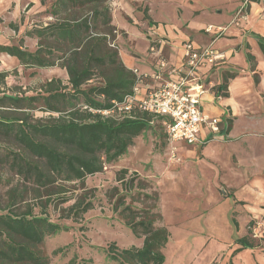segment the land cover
Returning a JSON list of instances; mask_svg holds the SVG:
<instances>
[{"label": "trees", "instance_id": "16d2710c", "mask_svg": "<svg viewBox=\"0 0 264 264\" xmlns=\"http://www.w3.org/2000/svg\"><path fill=\"white\" fill-rule=\"evenodd\" d=\"M39 1L44 4L46 0ZM108 2L54 0L48 11L54 21L27 32L37 40L33 52L22 48L21 41L18 45H0V54L15 58L23 68L59 67L68 78L66 85L57 78L45 82L42 95L0 92V132L10 135L24 154L9 151L14 154L11 170L31 184L11 188L7 205L0 207V264H50L43 250L45 238L69 227L53 222L48 208L57 211L61 219L80 220L94 208V195H88L86 178L102 173L105 165L127 154L142 132L163 121L137 108L128 113L115 109L108 115L83 109L112 110L113 103H122L137 84V75L125 67L111 45L116 29L111 24ZM144 19L153 25L147 10ZM9 27L15 31L14 24ZM257 43L264 57V37H257ZM246 60L250 71H255L254 57L246 53ZM256 75L253 73V79L258 83ZM7 76L8 72H0V85L4 86ZM234 77L225 74L214 95L227 98V84ZM93 81L95 84H91ZM38 101L45 112L59 116L47 123H29L27 110L34 109L32 105ZM3 109L24 116H9L1 112ZM227 123L229 131L232 120L227 119ZM115 182L105 191V201L133 237L142 241L139 248H120L110 242L103 249L105 258L116 264H163L162 250L170 233L157 208L158 191L147 178L125 168L117 171ZM75 188L81 193L74 195ZM251 224L249 237L235 240L239 248L232 252L229 264L236 253L257 246L250 238ZM65 264L78 263L72 258Z\"/></svg>", "mask_w": 264, "mask_h": 264}, {"label": "rangeland", "instance_id": "374dc122", "mask_svg": "<svg viewBox=\"0 0 264 264\" xmlns=\"http://www.w3.org/2000/svg\"><path fill=\"white\" fill-rule=\"evenodd\" d=\"M53 1L46 0L44 4H41L39 0H0V43L4 40L1 36H5L9 39L7 45H18L21 41L22 48L33 52L37 40L27 35V32L54 21L48 13ZM194 1L191 9L203 8L204 10L192 18L191 23L213 28L225 25L230 16L227 13V8L230 6L222 8V13L217 14V9L213 7L220 0ZM178 2L180 3L181 0H109L111 24L116 29L111 45H114L119 56L120 52L134 56V51L141 56L143 48L141 44L136 41L133 47L127 41V34L123 31L127 27L134 31V27L138 30L146 25L154 28L153 25L157 23L171 25L177 24L179 19H191V10L186 4L181 5L183 14L179 17L181 12L175 9ZM145 10L153 25H149L148 20L144 19ZM10 23L15 25V31L9 27ZM220 37L214 35V38ZM0 72H8L4 86L0 85V92L4 90L7 94L25 96L42 95V86L48 80L57 78L66 85L68 79L65 70L59 67L23 68L18 61L4 54H0ZM246 82L251 84L245 98L240 100L246 104V113L240 118L245 122L254 121L244 124L241 119L238 125L254 130L263 128L259 133H256L258 131L249 133L257 134L264 139V120H262L264 119V106L259 98L263 96L258 92L255 86L257 83L254 84L252 78ZM32 106L34 109L27 110L26 113L29 114V123L39 121L47 123L50 119L59 116V113L45 112L41 101ZM1 112L9 116H24L22 113L9 109H3ZM235 131L240 130L237 127ZM245 134L246 132H240L237 140ZM242 142L247 147L248 143L244 140ZM172 147L174 145L169 144L161 126L155 122L151 128L146 129L134 139L126 155L112 164L105 165L102 173L86 178L85 185L90 192L88 195H94V208L85 213L80 220L73 222L61 219L59 213L49 207L50 219L69 227L68 231L45 238L43 250L50 264H65L72 258H75L78 264H116L105 258L103 249L108 243L115 242L120 248L141 247V239L136 240L131 235L122 221L112 213L110 204L104 198L105 191L116 185L115 175L122 168L128 169L129 172H137L141 177L147 178L159 193L160 200L157 208L162 216L163 225L170 233L168 243L162 250L163 264H223L224 259L222 258H224L225 251L222 249L229 243L230 234L234 237L235 232L231 227L232 233H230L225 224V207L215 203L227 205V201L230 202L232 207L227 214V219H237L239 212L243 210L247 212L248 209L244 206L246 203L235 201V199L234 201L228 200L227 197L233 195L234 190L210 179L213 170L204 160L201 147L196 148L193 154L190 153L192 147L175 146V158L173 159L170 157ZM9 151L23 154L20 146L10 135L0 132V207L7 205L8 192L11 188L21 189L22 186H31L29 182H25L21 176L11 170L10 163L14 154ZM71 186L74 188V185ZM72 191L75 195L80 194L82 190L75 188ZM26 199L27 202L31 200L28 197ZM71 203L72 201L68 204ZM254 229L259 237H253ZM251 232L250 238L254 243H264L261 237L264 235V221L260 219L252 221ZM59 248H62L61 252L53 255L52 252ZM232 252L233 250L225 254L227 260L230 259ZM249 261V258L244 259L246 264Z\"/></svg>", "mask_w": 264, "mask_h": 264}, {"label": "crops", "instance_id": "0c3cea01", "mask_svg": "<svg viewBox=\"0 0 264 264\" xmlns=\"http://www.w3.org/2000/svg\"><path fill=\"white\" fill-rule=\"evenodd\" d=\"M244 2L245 0H220L218 4L214 5L213 8L217 9V14L222 13V8L230 6L227 8V13L230 16L225 25L214 27L226 30L220 38H214V36L204 33L206 25L191 23L192 18H195L204 9H191L194 6V0H181L175 5V9L181 12L179 17H182L183 14L181 5L186 4L191 10V19H179L177 24L171 25L157 23V25H153L154 28L146 25L138 30L134 27V31L127 27L123 30L127 34V41L133 47L136 41L141 44L143 47L141 56L136 51H134V56L130 53L120 52V58L125 67L136 71L139 76H143L142 81L137 84L140 97L146 96L148 91L159 87L166 81L175 80V77L169 75L168 72L171 67L181 64L185 43L190 42L196 48L210 45L219 55L213 66H206L199 70L205 89L199 108L204 115L219 120V132L212 134L208 128L202 127L195 144L187 145L177 142L173 145L179 148L192 147L190 153L193 154L196 148L201 147L204 160L213 170L210 179L212 178V181L234 190L233 195L227 197L228 200L234 201L235 199V201L246 203L244 206L248 209L247 212L244 210L243 213L239 212L237 219H227V214L232 207L230 202L227 201V205L215 203L225 207V224L230 233H232L231 227L235 232L234 237L230 234L229 243L222 249L225 251L224 258H222V260L224 259L223 264H229L230 261V259H226L225 254L239 248L235 240L245 236L249 237L248 223L257 221V219L264 221V139L257 134L249 133L251 131L259 133L263 128L254 130L238 125L242 119L240 116L246 113V104L240 101L245 98L250 88L251 83H247L246 80L250 81L252 78V82L256 84L252 76L253 73L259 75L258 83L255 86L263 96H259V98L264 106V57L257 43V37H264V0L249 1L243 14L245 16L235 18ZM1 38L4 40L0 45L9 43V39H6L5 36H1ZM246 53L254 57L255 71H250ZM6 56L17 61L13 57ZM162 60L166 62L167 66L159 70ZM214 66L216 68L213 69ZM227 73L235 74V77L229 79L227 84L229 96L227 98L217 97L214 95V88L222 83L223 76ZM155 74L158 76L153 78L152 76ZM256 106L258 107V103ZM234 118L235 120H233ZM227 119L233 120L229 131H226ZM242 121L246 124L254 120L245 122L242 119ZM158 124L165 134L162 123ZM237 127L240 130L238 132L235 131ZM240 132H246V134L237 140ZM243 140L248 143L247 147L243 144ZM209 170L207 172H210ZM241 218H243V222H241ZM232 219L236 222V228ZM255 244H257L255 248H246L236 253L231 258V263L246 264L244 259L249 258L250 261L247 264H264V243Z\"/></svg>", "mask_w": 264, "mask_h": 264}, {"label": "built area", "instance_id": "2783aa9c", "mask_svg": "<svg viewBox=\"0 0 264 264\" xmlns=\"http://www.w3.org/2000/svg\"><path fill=\"white\" fill-rule=\"evenodd\" d=\"M249 1L245 0L235 18L245 16L243 14ZM225 30V28L209 26L205 28L204 32L211 33L212 36H221ZM183 52L181 64L171 67L168 72L169 75L175 77V80L166 81L159 87L148 91L146 96L140 97L137 84L142 81L143 76H139L136 71H133L137 75V84L133 88V94L126 96L122 103H113L112 110L108 111L100 112L86 106H83V109L92 113L108 115L115 109H118L119 113H128L133 108H137L141 112L163 120L162 125L166 138L172 145L177 142L187 145L195 144L202 127L208 128L212 134L219 132V120L204 115L199 108L201 97L205 92L199 70L206 66H213L219 55L210 45L196 48L190 42L184 44ZM166 66V62L162 60L159 70ZM157 76L155 74L152 77L156 78ZM172 149L170 157L173 159L175 158L174 147ZM253 237H259L256 229L253 230Z\"/></svg>", "mask_w": 264, "mask_h": 264}]
</instances>
